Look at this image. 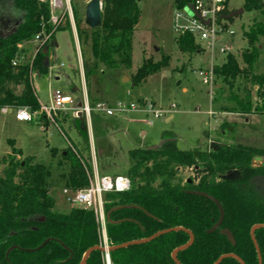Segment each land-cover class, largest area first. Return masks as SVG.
Wrapping results in <instances>:
<instances>
[{"label":"trees","instance_id":"trees-1","mask_svg":"<svg viewBox=\"0 0 264 264\" xmlns=\"http://www.w3.org/2000/svg\"><path fill=\"white\" fill-rule=\"evenodd\" d=\"M189 1L174 0V5L183 7ZM263 8V0H244L240 9L252 13ZM3 14L22 19V25L13 36L0 37V108H28L32 113L39 112L41 104L32 75L48 74V56L43 52L48 43L55 41V35L25 62L19 61V47L43 32L52 33L49 6L40 0H0V16ZM74 17L87 82L99 63L107 70H131L133 39L140 21L136 0H104L102 24L96 29L81 27V19L75 13ZM244 36L243 66L235 55L229 54L223 64L214 67V73L229 87L232 113L264 116V75L255 70L261 56L264 26H253ZM176 37L180 52L201 50L193 36ZM86 46L90 49L88 60ZM169 65V56L159 62L144 59L133 78L134 85L144 83ZM236 84L242 87V95L234 92ZM39 120L47 121L44 116H39ZM72 124L89 153L88 129L82 128L80 119ZM211 149L180 151L174 147L173 139L164 138L158 146L129 151L132 164L125 176L131 181V189L126 193L106 194L105 213L116 207L137 206L149 215L138 209L113 212L111 220L116 224L108 221L106 224L109 247L178 230L147 243L112 251L111 264H176L172 255L190 242L189 233L195 239L191 246L178 253L180 264H215L225 255H234L244 264H260L251 232L257 225L264 226V163L254 164L257 158L264 159V150L242 145H216ZM61 156L63 161L58 167L65 165L67 172L60 174L58 184L73 192L88 188L92 172L90 154L85 157L84 152L70 144ZM3 163L6 167L0 178V264H80L89 249L104 248L93 211L74 207L60 211V202L68 203L65 196L59 199L57 195L50 165L35 162L34 158L20 161L16 157L4 159ZM181 169H193L198 174L197 180L184 183L178 178ZM235 171L241 174L239 180H223ZM189 192L205 193L220 202L225 213L221 230L227 229L233 234L235 245L220 230L208 233L220 219L219 210L209 199ZM49 239L44 248L36 250ZM255 240L264 264V228L256 230ZM86 264H107L106 254L96 250ZM221 264L241 263L229 257Z\"/></svg>","mask_w":264,"mask_h":264},{"label":"rangeland","instance_id":"rangeland-1","mask_svg":"<svg viewBox=\"0 0 264 264\" xmlns=\"http://www.w3.org/2000/svg\"><path fill=\"white\" fill-rule=\"evenodd\" d=\"M71 1L74 13L81 19V27L89 28L85 23V9L90 0ZM136 1L140 9V21L133 39L132 68L128 71L107 70L99 63L97 70L86 81L90 97L96 102L109 104L136 103L145 98L142 100L156 102L154 104L167 113L154 119L152 125L149 123L152 119L150 115L140 113L115 118L95 114L91 132L88 129V153L78 130L72 124L75 120L72 114L59 113L55 117L57 125L48 121L40 122L39 118L30 125H21L14 122V111L4 114L0 108V178L6 167L4 159L16 157L23 161L34 158L35 162L52 167L55 190L61 197L64 187L58 184L59 176L67 172V167L64 165L59 168L58 164L63 161L61 155L70 144L84 152L85 157L90 154L91 175L97 167L100 176L125 175L132 164L128 155L130 150L158 146L164 138L173 139L174 147L180 151H210L216 145H242L264 150V116L232 113L229 87L217 77L212 86H207L196 74L199 69H209L212 65V56L206 45L201 43L203 52L179 51L173 31L174 0ZM243 4L244 0H230L229 7L235 11L242 8ZM258 25L264 26V8L227 21L225 32L234 31L235 35L223 36L222 44L232 47V54L241 65V55L246 48L244 33ZM54 35L58 47L52 46L53 42L46 45L49 48L48 74L45 77L37 73L32 75L36 92L44 104H49V95L53 90H62L77 99L79 95L71 92L70 88L83 85L79 65L80 48L82 51L80 39L78 47L74 31L68 23ZM260 45L261 56L255 70L264 75V38H261ZM41 47L43 43L34 40L23 43L19 47V61L25 62L34 57ZM84 51L86 60L90 59L89 47H84ZM165 56L170 57L169 67L149 77L144 83L134 85L133 78L144 59L159 62ZM225 58L217 56L215 66L223 64ZM55 74L61 75L60 81L53 78ZM185 88L188 91H183ZM241 88L240 84H236L234 92L242 95ZM252 97L256 103V92L253 91ZM172 105L176 108H171ZM169 114H173L174 119L166 122ZM107 120L114 121L115 125H109ZM140 131H146L147 137L141 138ZM262 163L264 159L261 158L255 160L254 164L260 166ZM197 177L193 169H181L178 178L185 183L189 179L197 180ZM70 208L63 200L60 202V211Z\"/></svg>","mask_w":264,"mask_h":264},{"label":"built area","instance_id":"built-area-1","mask_svg":"<svg viewBox=\"0 0 264 264\" xmlns=\"http://www.w3.org/2000/svg\"><path fill=\"white\" fill-rule=\"evenodd\" d=\"M40 1L49 6V24L52 26L53 31L49 35L43 32L42 35L36 36L34 41L43 43V45L48 43L51 41L52 34L58 29L63 28L66 23L76 28L71 0ZM99 1L103 9L104 0ZM229 4L230 0H190L183 7L175 5L173 16V31L175 35L182 36L189 34L193 36L201 49L199 52H203L201 43H204L207 51L212 56L213 62L211 67L209 69L201 68L196 72L198 77L207 86H212L216 78L214 73L216 57L232 54V47H226L222 44L223 36L229 34L231 36L235 35L234 31L225 32L227 20H224L223 17L227 13L233 12L230 10ZM49 96V104H42L39 112L32 113L28 108H3L2 112L8 114L10 111H14L15 120L19 123H32L39 116H44L53 125H57L55 117L59 113L72 114L75 119L83 117L90 132L92 130V119L95 114L115 118L119 115L124 116L140 113L150 115L152 119L149 123L152 125L154 119H159L167 113L148 100H140L136 103L118 102L116 104L91 102L87 93L84 91L82 100L78 103L73 96L64 93L62 90H53ZM171 108L175 109L176 107L172 105ZM130 189L131 181L127 176H100L95 170L94 174L90 176V185L88 188L76 192L63 189L62 195L66 197L70 207L93 211L95 213L100 225L103 246L109 249L104 196L110 193H126ZM107 264H111V261L108 263L107 260Z\"/></svg>","mask_w":264,"mask_h":264},{"label":"water","instance_id":"water-1","mask_svg":"<svg viewBox=\"0 0 264 264\" xmlns=\"http://www.w3.org/2000/svg\"><path fill=\"white\" fill-rule=\"evenodd\" d=\"M244 13H245L244 9H238V10H235V11L231 12L228 15H225L223 17V19L229 21V20H231V19H233L235 17L242 16ZM85 23L91 29H96V28L101 26V24H102V7H101V4H100L99 0H91L88 3V5L86 6V9H85ZM21 25H22V20L21 19L20 20L14 19L12 17H9L7 14H3L2 16H0V37L4 38V39H7V38L13 36L18 31V29H19V27ZM53 46L57 47V43L53 44ZM43 53L47 55L49 53V48H46ZM48 65H49V62L47 61L46 62V66H48ZM80 121L82 123V128L84 130H87V125L85 123V119L83 117H81ZM256 160H261V158H257ZM240 178H241L240 172L235 171V172L223 177V180L235 181V180H239ZM189 194H193V195H196V196H199V197H203V198L209 199L211 202H213L217 206V208L219 210V213H220V219L208 233L212 234L215 231L220 230L221 234L226 236L229 239V241L233 245H235V239H234L233 234L227 229L221 230V226H222V223H223V220H224L225 213H224V209L221 206L220 202L218 200H216L215 198H213V197H211V196H209V195H207L205 193L189 192ZM123 209H138V210H142L145 214L149 215L146 211H144L143 209H141L140 207H137V206H121V207H116V208L112 209L109 213H107V215H106L107 221L109 223L116 224V222H113L111 220V214L113 212H115V211L123 210ZM260 228H264V226L257 225L255 227H253L252 232H251V237H252V240H253V242L255 244V247H256V249L258 250V253H259V262H260V264H262L261 255H260L259 249L257 247L256 240H255V232H256V230H258ZM177 230L178 229L163 231V232H160V233L152 236L151 238H149L147 240L127 243V244H124V245H121V246H118V247H115V248H109V249L101 248V247L91 248V249H89L86 252V254L83 257V260H82V262L80 264H86V262H87L88 258L90 257V255L96 250H102L107 256L108 263H110V253L112 251H114V250L125 248V247H128L130 245H138V244H142V243H147V242H150V241L158 238L161 235H164V234L172 232V231H177ZM189 235H190V242L186 246L175 250L173 255H172L173 256V260H174V262L176 264H180L178 262V260H177L178 253L183 251V250H185L189 246H191L193 244V242H194V239H195L194 235L191 234V233H189ZM49 241H50V239L45 241L36 250L39 251L42 248H44ZM12 250H13V248L8 251L7 256L9 255V253ZM30 252H33V251L31 250ZM229 257H233V258L237 259L241 264H244L239 258H237L234 255H225V256L221 257L220 259H218V261L215 264H221L223 260H225V259H227Z\"/></svg>","mask_w":264,"mask_h":264},{"label":"crops","instance_id":"crops-1","mask_svg":"<svg viewBox=\"0 0 264 264\" xmlns=\"http://www.w3.org/2000/svg\"><path fill=\"white\" fill-rule=\"evenodd\" d=\"M68 25L70 26V28L72 27L70 24H68ZM72 29H73L74 34H75V40H76V43H77L78 47H80V44H79V38H78V34H77V27H76V28H73V27H72ZM55 43H58V42L56 41V39H55V41H54L52 44H55ZM52 46H53V45H52ZM57 47H58V44H57ZM87 58H89V57H87ZM79 65H80L81 76H82V79H83V85H82V86H80V85H75L76 87H72V86H71V88H70V89H71V92H73V93H77V94L79 95L77 99H75L74 97H73V98L75 99V101H77L78 103H80L81 100H82V95H83V93H84V91H85V92L87 93L88 97H89V100H90L91 102H96V100H92L91 97H90V90H89V88H88V85H87V82H86V78H85V72H84V61H83V55H82L81 48H80V51H79ZM53 78H54L56 81H60V79H61V75H60V74H55ZM126 81H129V79H127ZM32 83H33L34 91H35V93H36V95H37V97H38V100H39L40 104H41V105L44 104V103H42L40 97L38 96V94H37V92H36V89H35V86H34V82H33V81H32ZM185 90L188 91L187 88L183 89V91H185ZM142 99H145V98H142ZM142 99H139V101L142 100ZM154 103H156V102H154ZM156 105H158V104H156ZM12 117H13L14 122L17 123V124H21V125H30V124H32V123H19V122H17V121L15 120V116H14V114H13ZM173 119H174V115H173V114H169L168 117H166V122H171ZM39 121L41 122V120H39ZM107 121H108L109 125H111V126L115 125L114 121H110V120H107ZM44 122H45V121H44ZM92 122H93V119H92ZM85 123H86V122H85ZM117 123H119V122H117ZM119 124H120V123H119ZM86 125H87V124H86ZM87 129H88V128H87ZM139 134H140V137H141V138H146L147 135H148L146 131H140ZM90 139H91V136H90ZM150 147H154V146H150ZM93 150H94V149H93ZM96 171L98 172L97 167H96Z\"/></svg>","mask_w":264,"mask_h":264}]
</instances>
